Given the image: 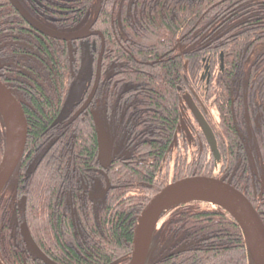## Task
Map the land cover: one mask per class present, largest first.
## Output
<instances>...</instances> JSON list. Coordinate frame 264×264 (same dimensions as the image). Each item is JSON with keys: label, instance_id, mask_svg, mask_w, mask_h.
<instances>
[{"label": "trees", "instance_id": "obj_1", "mask_svg": "<svg viewBox=\"0 0 264 264\" xmlns=\"http://www.w3.org/2000/svg\"><path fill=\"white\" fill-rule=\"evenodd\" d=\"M58 1L63 5H56V9L64 8L70 11L73 8L72 15H75L72 20H60L63 27L53 23L52 26L55 29L62 31H74L84 27L88 21H91L88 20V15L94 14L97 8V0H75V6L69 7H65V0ZM78 1H84L85 7H81L83 9H78ZM200 1L188 0L187 20H193L192 24L196 20H231L224 16L225 7L218 8L216 13L212 11L207 13L209 5L201 9ZM138 2L140 8L145 6L144 0H138ZM103 4L102 1V8ZM172 7L165 14L161 8L158 9L155 15L156 26L150 27L153 28V32L149 33L147 29L145 33H140V42L145 48L138 51L136 56H139L144 63H138L140 67L131 66L123 76L138 85L137 94H139L140 105V107L138 105V110H143L141 111L142 118L146 119L143 128L148 124L151 125L155 133L162 135L159 138L165 143L170 138L165 137L168 132L163 129L166 127L171 136L175 130V111L173 109L169 112V107L171 103L173 106L178 100V87L181 84L183 71L187 68L190 85H193L195 89L198 88V78L205 70L202 58L204 55L211 54V82L209 87L205 84L201 88V93L209 97L222 96L218 101L220 110L218 126L222 134L219 141L220 143L226 142V145L219 146L223 157L220 162H217V169L219 166L221 172L216 170L214 160L209 165L205 159L201 165L196 163L186 167V173L182 170L176 176L164 179L162 175L145 176L148 168L147 164L142 163L141 160L125 164L121 170L116 167L120 165L115 162L118 160L117 156L112 162L103 161L99 152L96 120L111 147L112 140L111 132L106 129V121L101 117V112L97 109L91 116H85L74 124L64 122L61 117L63 103L70 88L84 80L92 71V64L88 60L87 68L78 72L81 60L78 45L84 40L67 42L45 35L46 41L41 47L43 70L41 74L35 71V78L40 81V84H35L31 90V95L34 96L31 98L32 110L24 108L28 122L25 154L0 194V259L4 264H127L132 253L136 223L144 207L165 186L192 175L222 177L230 182L253 203L264 223V199L256 200L253 194H248L243 190L242 184L245 183V176H237L238 181H235V178L232 179V172L236 168L233 161V150L239 145L237 142L241 140V136L236 130L238 127L233 125V120L232 124L228 123L231 109L226 102L230 92L255 95L257 90H260V93L264 91V65L261 63L264 61V48L258 49L256 56L259 63L249 69L250 80L246 84L247 69L244 59V56L248 57L258 44L264 43V37L253 41L247 54L242 50H226L223 68L220 52L211 50H200L199 52L190 50L187 54V64L180 61L175 62L167 58V55L162 57L167 47L170 49L168 43L172 42L173 30H176L171 20H181L182 17L181 0L178 2L177 16L171 14ZM85 12L87 17L83 14ZM107 12L109 20H113L112 8L109 7ZM104 14L103 10L101 20L97 22L99 28H102ZM148 20V17H145L144 21L149 22ZM11 21L13 25L19 27L27 25L24 20ZM145 27L148 28V25ZM250 37L249 35L248 39ZM97 43L100 46V40ZM112 43L114 44V41ZM191 44L192 40L189 41V45ZM152 45L155 47V52L149 50L152 49ZM236 45L238 43L233 44V46ZM107 49V52L111 53L114 46L108 43ZM71 52L75 57L74 73L71 72ZM128 59L132 60V57H126V60ZM112 62L106 53L104 65L110 67ZM87 70L89 72L86 75ZM75 73H80V75L76 77ZM71 114L72 110H69V115ZM80 115L81 113L75 115L74 120ZM236 118L245 124L239 116ZM54 123L65 126L58 130L57 127H52ZM171 126L172 130H170ZM239 128L246 135L244 128ZM145 135L140 133V137ZM55 136H61V138L51 145ZM5 143L6 124L0 111V162L4 154ZM161 149L162 146L159 144L150 146L146 143L139 147V152H145L147 154L144 153V155L148 156L151 150L150 155L153 156ZM115 152H117L116 149ZM159 162L160 160L156 162L157 168H159ZM114 163L115 169L112 173L109 172L108 176L113 186L103 199L102 203L105 206L100 207L96 219L94 206L97 205V200L91 198L90 192V199H83L85 189L83 180L86 181L89 178L86 169L93 168V175L99 168L110 169ZM139 169L142 171L137 172ZM74 173L76 176H73ZM249 184L253 189L252 181ZM71 193L76 196L80 195L82 198L80 200L76 198L78 200L76 204L89 207L87 212L91 215V226L77 228L74 224L68 208L73 200ZM7 197L15 204V214L19 222L22 221V225L27 224L39 248H42L46 255L48 254V257L44 254L48 262L34 257L32 253L30 254L35 260L27 257L24 262L22 255H10L9 252L3 250V244L6 243V246H9L8 242L4 241L5 238L13 235L23 236L22 228L20 230V227L11 225V210H9ZM65 212L66 215H64ZM162 215L167 217L165 228L155 227L150 250L152 243L160 236L162 240L165 238L167 240V237L175 235L179 238V243L182 242L184 245L177 250L174 247L168 253L164 252L165 254L159 259L152 262L147 261L146 264H254L247 250L241 226L223 208L207 201L192 200L179 204ZM40 238L45 240V246L38 243Z\"/></svg>", "mask_w": 264, "mask_h": 264}, {"label": "flooded vegetation", "instance_id": "obj_2", "mask_svg": "<svg viewBox=\"0 0 264 264\" xmlns=\"http://www.w3.org/2000/svg\"><path fill=\"white\" fill-rule=\"evenodd\" d=\"M74 1L65 0V7L75 6ZM102 1L104 2L103 8ZM17 2L27 14V17L14 5L12 0H0V83L10 90L14 97L22 104L24 110V108L31 109V98H34L31 95V90L35 84H40V81L35 78V71L37 70L41 74L43 70L41 47L45 44V35L47 33L40 28L46 31L71 32L57 30L52 25L56 23L60 24L58 25L59 27H63L64 25L60 20H72L75 15H72L74 12L73 8L70 11L64 8L56 9V5H63L58 0H17ZM83 2L78 1V9L85 7ZM178 2L179 0H144L145 6L140 8L138 0H101L99 16L87 36L84 39L72 41L81 42V40H84V42L78 45L81 52L78 72L82 71L83 61L88 63V60L92 64V71L89 76H86L84 80L78 83L79 85L87 82L86 93L81 101L68 109V117L63 121L74 124L85 116H91L98 109L101 112V117L106 121V129L111 132V156L105 162H112L115 160V156H117L118 160L115 162H118L120 165L116 167H119L120 170L123 169L125 164L136 163L138 160H141L142 163L147 164L148 172H146L145 176H150L151 174L152 176L162 175L164 179H169V176H176L182 170L186 173V167H189L191 164L197 163L201 165L207 159L209 165L214 160L216 170L221 172L219 166L217 169V162H220L223 157L219 146L221 144L223 147L226 145V142L220 143L219 141V138H222V134L218 126L220 122L218 101L222 96L209 97V95L201 93V88L205 84L209 87L211 82V54L204 55L202 58L205 70L198 78V88L195 89L193 85H190L191 82L187 77V68L186 71H183V77L180 80L181 84L178 87V100L173 106L171 103L169 107V112L173 111V109L175 111V130L173 131V136H171L166 127L163 129L168 132V134H165V137L170 138L165 143L159 138L162 135L155 133L151 125L148 124V126L146 125L143 128L146 119L142 118L143 113L141 111L143 110H138V85L123 76L124 72L128 71L131 66L140 67L138 63H144L139 56H136L138 51H142L145 48L140 42V33H145L147 29L149 33L153 32V28L150 27L156 26L155 15L159 8L165 14L173 6L171 14L177 16ZM187 4L188 0H181V20H171L176 30H173L172 42L168 43L170 49L167 47V51L162 57L167 55V58L175 62L180 61L187 64V54L190 50L198 52L200 50L218 51L220 52L221 67L223 68L226 50H242L247 54L253 41L264 37V0H212L208 2L201 0L199 2L201 9L209 5L206 12L212 11L216 13L218 8L225 7L224 16H227L231 20H196L194 24H192L193 20H187ZM109 7L112 8L113 20H109L108 18L107 11ZM103 10L105 12L104 22L102 28H99L97 22L101 20ZM83 14L87 17L86 12ZM145 17H148L149 22L144 21ZM87 18L88 20H94L95 12L94 14L90 13ZM11 20H24L27 25L19 27L18 25H13ZM29 20H33L35 26ZM88 23L89 21L86 25ZM146 25H148V28L145 27ZM249 35L251 36L250 39H248ZM98 40H100V46H98ZM190 40H192L191 45H189ZM112 41H114V44ZM108 43L114 46L111 53L107 52ZM236 43L238 45L233 46ZM103 45L104 53L99 67V57ZM263 48L264 43L258 44L252 49L248 57L244 56L247 69L245 84L250 80L249 69L259 63L256 56L258 49L261 50ZM149 50H151L150 52H155V47L152 45V49ZM106 53L109 59L113 61L110 67L104 65ZM171 53L172 55H170ZM129 56L132 57V60H126V57ZM70 62L71 72L74 73L75 57L72 52ZM261 63L264 65V61H261ZM88 72L89 70H87L86 75ZM78 75L80 73H75L76 77ZM252 87L254 88L255 86L253 85ZM68 95L64 100L62 113L64 112V105ZM226 102L231 109L228 123L232 124L233 120V125L238 127L236 130L241 136V140L237 142L239 145L233 150V161L236 168L232 172V179L235 178V181H238L237 176H245V183L242 184L243 190L248 194H253L256 200L264 199V91L262 90V93H260V90H257L255 95L230 92ZM69 110H72L71 115H69ZM196 111H199L210 125L216 139V150L210 145L200 125L198 113H195ZM80 113V117L74 120V116ZM237 116L245 124H242L236 118ZM69 118L71 119L69 120ZM63 124H55L52 127H57L60 130L64 128L65 125ZM96 124H99L98 120H96ZM239 127L244 128L246 135L241 132ZM170 130H172V126ZM140 133L146 135L140 137ZM61 136L53 137L50 144H55ZM146 143L150 146L159 144L162 146V149L160 152L154 153L153 156L150 155L152 153L150 150L148 156H145V152H139V147ZM115 149L117 152H115ZM157 160H160L159 168L156 167ZM114 165L115 163L110 169L99 168L93 175V168L86 169L89 178L86 181L83 180L85 186L83 199L87 198L89 200L90 192L91 198L93 197L97 200V205L94 206L96 219L98 218V211L103 205V199L113 186L108 176L109 172L112 173V170L115 169ZM140 171L142 169H139L137 172ZM239 171L241 172L239 173ZM73 176H76L75 173ZM82 176L85 175L82 174ZM148 179L150 178L148 177ZM220 179L223 178L221 177ZM250 181H252L253 189L250 187ZM143 185L146 184L143 183ZM108 186H110V189L102 195ZM8 192L11 191L8 190ZM71 194L74 201L72 200L68 208L74 224L77 225V228L91 226V215L87 212L89 207L87 205L79 206L76 204L82 198L80 195ZM7 199L9 210H11V225L20 227L21 230L22 221L19 222L17 214H15V204H13L10 198L7 197ZM64 215H66V212ZM161 217L162 224H160V229H163L165 228L167 217L166 215H162ZM4 241L8 242L9 246H6V243L3 244V250L9 252L10 255L20 254L24 262L27 257L35 260L30 254L31 251L23 236L17 237L13 235L5 238ZM38 241L40 245L45 246L44 239L40 238ZM183 245L182 242L179 243V238L175 235L167 237V240L166 238L162 240L160 236L152 243L148 261H155L165 253H168L172 248L175 247L177 250L183 247ZM40 250L42 251V248ZM40 262L43 261L40 260Z\"/></svg>", "mask_w": 264, "mask_h": 264}, {"label": "water", "instance_id": "obj_3", "mask_svg": "<svg viewBox=\"0 0 264 264\" xmlns=\"http://www.w3.org/2000/svg\"><path fill=\"white\" fill-rule=\"evenodd\" d=\"M12 1L14 2V5L21 10L22 14L27 17V14L21 9L17 0ZM100 5L101 0H98V7L94 20H91L86 26L74 31L59 32L46 31L43 28L40 29L47 33V35L64 41L84 39L97 21L101 7ZM29 21L35 26L33 20ZM103 53L104 45L99 57V67ZM88 63L83 61L82 70L87 68ZM97 83L98 80L96 81V86ZM87 86V82H83L79 85H74L70 90L64 105L62 120H65L68 117V109L81 101L86 93ZM0 111L4 116L6 124L5 150L0 162L1 194L17 169L25 152L28 137V122L22 104L14 97L10 90L1 83ZM195 113H198L200 125L207 136L210 145L216 150V139L210 125L199 111H196ZM97 128L100 157L103 161H108L111 156V146L106 141L99 124H97ZM109 189L110 186L104 190L102 195H104ZM184 197L188 198L180 200ZM192 200L207 201L227 211L241 226L245 236L247 250L254 264H264V223L256 208L250 200L230 182L204 175H193L173 182L151 198L137 220L133 237L132 254L128 264H146L149 259L152 235L161 215L179 204ZM22 234L32 255L47 261L46 256L33 239L27 224L22 225ZM0 264H4L1 259Z\"/></svg>", "mask_w": 264, "mask_h": 264}, {"label": "rangeland", "instance_id": "obj_4", "mask_svg": "<svg viewBox=\"0 0 264 264\" xmlns=\"http://www.w3.org/2000/svg\"><path fill=\"white\" fill-rule=\"evenodd\" d=\"M159 222H157L158 223V225L157 226H160V224H162V217L158 220ZM132 254V253H131ZM131 257V256H130Z\"/></svg>", "mask_w": 264, "mask_h": 264}, {"label": "bare ground", "instance_id": "obj_5", "mask_svg": "<svg viewBox=\"0 0 264 264\" xmlns=\"http://www.w3.org/2000/svg\"><path fill=\"white\" fill-rule=\"evenodd\" d=\"M185 198H188V197H184V198H182V199H180V200H183V199H185Z\"/></svg>", "mask_w": 264, "mask_h": 264}]
</instances>
